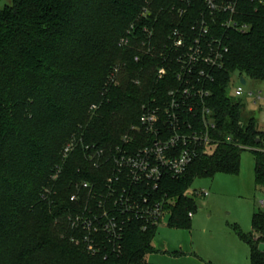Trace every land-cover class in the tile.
<instances>
[{"label":"trees","instance_id":"obj_1","mask_svg":"<svg viewBox=\"0 0 264 264\" xmlns=\"http://www.w3.org/2000/svg\"><path fill=\"white\" fill-rule=\"evenodd\" d=\"M11 1L0 10V264H145L157 228L143 230L107 201L108 158L142 107L162 103L177 86L171 62L163 79L156 74L174 28L189 32L204 21L228 48L205 81L216 128L207 153L182 176L136 193L161 202L168 226L180 228L195 208L187 195L193 181L237 175L242 151L254 154L255 183L264 186L263 134L227 96L232 75L264 83V0H236L233 19L247 25L243 33L227 29L229 15L210 13L203 0ZM96 151L99 168L88 160ZM122 186L111 188L118 196ZM104 212L115 232L72 227L92 214L101 224ZM235 230L249 264H264V213L253 214L249 235Z\"/></svg>","mask_w":264,"mask_h":264},{"label":"built area","instance_id":"obj_2","mask_svg":"<svg viewBox=\"0 0 264 264\" xmlns=\"http://www.w3.org/2000/svg\"><path fill=\"white\" fill-rule=\"evenodd\" d=\"M203 1L210 13L217 11L229 15L224 24L227 29L241 33L247 30V25L233 19L236 0ZM168 41L170 46L166 50L170 54L163 56V65L156 74L159 80L163 79L167 70H171L164 64L171 62L177 67L176 71L172 70L177 86L168 90L162 103L152 108L142 107L138 125L131 127L130 135L121 139L123 145L116 147L114 154L108 158L111 175L106 178V185L110 192L105 198L117 209L121 218L143 222V230L148 225L158 229L165 212L161 202H152L150 196L136 193L137 187L143 186L152 193L156 192L165 175L174 178L182 176L199 153H207L210 147V133L215 130L216 124L212 110L206 105L210 93L205 81L210 78L212 70L222 66L228 53L227 46L211 33L204 21L192 25L189 32L174 28ZM123 44L125 41L121 40L120 45ZM242 94L241 88L235 91L237 97ZM256 98L261 99L259 96ZM71 150V146L66 147L64 156ZM101 158L102 151L88 156L95 168H99ZM122 184L126 186H122L117 196V189H112L111 185ZM89 188L88 183L82 184V189ZM75 200V196L70 198L71 202ZM92 216L85 219L77 216L72 227L85 232H95L99 228L115 232L118 228L115 219L108 218L107 212L102 214L105 221L101 224L96 215ZM188 218H192L191 213ZM83 238L90 248L88 236ZM258 249L264 253V237Z\"/></svg>","mask_w":264,"mask_h":264},{"label":"rangeland","instance_id":"obj_3","mask_svg":"<svg viewBox=\"0 0 264 264\" xmlns=\"http://www.w3.org/2000/svg\"><path fill=\"white\" fill-rule=\"evenodd\" d=\"M10 5L11 0H0V10ZM238 79L236 74L231 76L227 96L241 104L245 120H255L264 145V83L245 79L246 84L240 85ZM238 88L241 97L235 96ZM254 167V154L244 150L237 175L217 173L212 178L195 179L187 193L195 206L189 225L170 227L165 214L145 264H249V248L235 229L249 235L253 214L258 210L264 213V186L256 185Z\"/></svg>","mask_w":264,"mask_h":264},{"label":"water","instance_id":"obj_4","mask_svg":"<svg viewBox=\"0 0 264 264\" xmlns=\"http://www.w3.org/2000/svg\"><path fill=\"white\" fill-rule=\"evenodd\" d=\"M238 82H239L240 85H245V83H246L245 79L243 77H239Z\"/></svg>","mask_w":264,"mask_h":264}]
</instances>
